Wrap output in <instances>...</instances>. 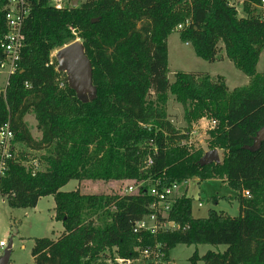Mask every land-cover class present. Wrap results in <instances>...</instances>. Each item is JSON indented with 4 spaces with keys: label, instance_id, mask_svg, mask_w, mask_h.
<instances>
[{
    "label": "trees",
    "instance_id": "16d2710c",
    "mask_svg": "<svg viewBox=\"0 0 264 264\" xmlns=\"http://www.w3.org/2000/svg\"><path fill=\"white\" fill-rule=\"evenodd\" d=\"M260 1L239 0V16L230 0H86L62 10L50 0H28L25 45L0 94V127L9 123L14 145L45 152L44 169L31 176L21 160L9 161L0 197L9 208L24 210L53 198L63 232L56 240H35L34 264H128L136 248L156 245L167 261L178 245H206L225 250L194 252L189 264H264V143L250 149L264 126V74L256 70L264 51ZM6 4L0 0V41L7 32ZM178 26L180 41L197 58L213 64L225 56L249 84L230 91L222 77L183 72L171 83L167 40ZM76 40L92 66L95 97L88 102L68 87L51 57ZM169 95L183 109L185 131L167 119ZM30 111L39 141L23 121ZM201 118L215 123L207 144L222 150L219 164L201 165L202 150L178 145ZM192 178L226 181L238 193V216L211 210L195 219L185 195L163 216L150 208L148 184L123 195L61 191L71 181L182 186ZM151 214L174 228L133 234L135 223Z\"/></svg>",
    "mask_w": 264,
    "mask_h": 264
},
{
    "label": "rangeland",
    "instance_id": "374dc122",
    "mask_svg": "<svg viewBox=\"0 0 264 264\" xmlns=\"http://www.w3.org/2000/svg\"><path fill=\"white\" fill-rule=\"evenodd\" d=\"M67 4L72 2L75 7H78L86 0H64ZM72 4V5H73ZM239 16H243L242 6L239 0H230ZM258 12L264 18V7H258ZM79 41V40H77ZM168 74L167 77L171 83L174 82V75L179 72L183 73H198L214 76L213 73L223 74L228 81V86L232 87V82L236 83L234 87H245L248 80L241 72L234 68V66L227 60L225 62H216L209 64L197 58L191 46H185L179 39L178 30L168 37ZM56 52V51H55ZM55 52L51 55L53 59ZM223 56V53H219ZM257 73L264 74V51L261 53L257 65ZM4 76V75H2ZM217 77V76H216ZM2 78V77H1ZM215 78V77H212ZM243 82V83H242ZM151 101H155L151 97ZM165 112L168 121L179 131H185L187 128L184 122V114L182 107L176 103L174 97L168 96V102L165 106ZM31 137L39 141L41 134L36 129V121L32 111H30L23 119ZM212 123L207 118H201L195 121L189 132H194L190 138V150L200 149L204 153L211 150L208 148V132L211 130ZM220 162L222 161L223 152L217 150ZM45 152H32L26 149L23 145H15V157L21 160L24 165L29 164L30 161L36 160L39 163L40 169H44V164L41 157ZM149 185V181H142L138 184L134 182H83L78 185L76 181L69 182L61 189L62 192H70L76 190L78 187L83 194L107 195V194H127L129 187L133 188L136 193L141 187ZM185 195L192 199V216L195 219H204L208 212L213 210L215 212L223 213L229 217L238 216V193L231 189L226 181L211 179L199 182L192 178L184 185H180L176 199ZM216 201V204L214 203ZM198 203L202 207H198ZM54 202L52 197L42 198L34 209H11L8 207L6 201L0 198V243L3 242L6 248L10 247L9 264H34L31 257V250L36 239H51L63 232L61 223L54 219ZM225 250L223 246H191L183 245L176 246L170 252V261L173 264H189L188 260L197 252L199 256H203L206 252H222ZM4 250H0V258ZM198 264H203L199 262Z\"/></svg>",
    "mask_w": 264,
    "mask_h": 264
},
{
    "label": "built area",
    "instance_id": "2783aa9c",
    "mask_svg": "<svg viewBox=\"0 0 264 264\" xmlns=\"http://www.w3.org/2000/svg\"><path fill=\"white\" fill-rule=\"evenodd\" d=\"M260 2L261 7H264V0ZM50 4L57 10H62L67 7V3L64 0H50ZM4 11L7 32L0 41V53L2 54V57H0V78L4 75L2 76L4 81L2 83L0 82V94H4L9 77L13 75L18 68L21 52L25 45L23 26L30 11L29 2L28 0H7ZM181 29L182 26L177 27V30ZM26 87H28V85H26ZM211 123L213 127L215 123ZM192 134H194V132L191 131V133L188 134V139L181 140L178 142V145L181 147H190L189 141ZM13 141L14 134L7 122L0 127V180L5 176L8 162L16 158ZM150 164L151 162L148 160V165ZM22 165H24L23 162ZM24 166L29 167L31 176H35L36 173L41 171L39 163L36 160L30 161L28 166ZM179 188L180 186L176 183L170 185L162 184L159 181L151 183L148 189V195L153 200V203L150 208L154 210V212L158 211L162 213L163 216L170 212L176 200V194ZM127 194H134L132 187L127 189ZM244 196L249 197V194L245 192ZM198 207L200 208L202 205L198 203ZM167 227L174 228V225L170 222L168 224L158 223L155 214H151L141 221L136 222L132 232L135 235L143 231L154 234L156 231L166 229ZM5 248L6 245L1 242L0 250H5ZM135 253L137 255L136 259L127 261L128 264H173L169 260H164L160 245H156L155 247H138L135 249Z\"/></svg>",
    "mask_w": 264,
    "mask_h": 264
},
{
    "label": "water",
    "instance_id": "95a60500",
    "mask_svg": "<svg viewBox=\"0 0 264 264\" xmlns=\"http://www.w3.org/2000/svg\"><path fill=\"white\" fill-rule=\"evenodd\" d=\"M75 7V4H73ZM97 20H92V23ZM57 63V71L66 74L68 87L73 90L78 99L88 102L95 97V89L92 86V66L85 55L83 45L75 41L58 49L54 56ZM264 143V126L257 132L251 150H257ZM219 164L217 150H211L204 154L200 164ZM10 259V247L4 250L0 258V264H8Z\"/></svg>",
    "mask_w": 264,
    "mask_h": 264
},
{
    "label": "crops",
    "instance_id": "0c3cea01",
    "mask_svg": "<svg viewBox=\"0 0 264 264\" xmlns=\"http://www.w3.org/2000/svg\"><path fill=\"white\" fill-rule=\"evenodd\" d=\"M185 46H190L189 44H185ZM167 49H168V41H167ZM169 53V52H168ZM225 60H227L226 58H225V56H224V58H223V61H221V62H225ZM228 61V60H227ZM213 75L214 76H211V75H209L210 77H216V76H218V77H222L223 79H224V82H225V85H226V87L231 91V90H233V89H238V88H240V87H234L235 86V84L236 83H231L232 84V87H229L228 86V81H227V79L225 78V76L223 75V74H216V73H213ZM2 77V76H1ZM4 81V78L2 77V78H0V82L2 83ZM244 81H246L248 84H249V79L248 80H244ZM243 83V82H242ZM247 84V85H248ZM246 85V86H247ZM245 86V87H246ZM241 88H243V87H241ZM3 199V198H2ZM5 200V199H4ZM40 201V200H39ZM62 233H60V235H61ZM59 235V236H60ZM58 236V237H59ZM58 237H56V239L58 238ZM56 239H54V240H56ZM9 264V263H8Z\"/></svg>",
    "mask_w": 264,
    "mask_h": 264
}]
</instances>
